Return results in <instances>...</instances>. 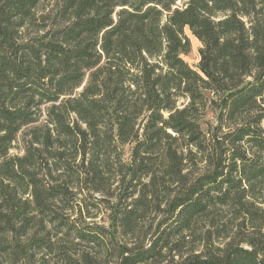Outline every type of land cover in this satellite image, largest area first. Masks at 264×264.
Here are the masks:
<instances>
[{
	"label": "trees",
	"instance_id": "16d2710c",
	"mask_svg": "<svg viewBox=\"0 0 264 264\" xmlns=\"http://www.w3.org/2000/svg\"><path fill=\"white\" fill-rule=\"evenodd\" d=\"M261 186L264 0H0V264L90 261L150 210L162 218L120 264H264L245 202ZM97 193L111 228L71 216ZM230 206L252 235L183 256Z\"/></svg>",
	"mask_w": 264,
	"mask_h": 264
},
{
	"label": "rangeland",
	"instance_id": "374dc122",
	"mask_svg": "<svg viewBox=\"0 0 264 264\" xmlns=\"http://www.w3.org/2000/svg\"><path fill=\"white\" fill-rule=\"evenodd\" d=\"M187 35L189 37V40L191 42V50L188 54L185 56V60L188 62V64L192 67H195L197 65L199 60V54L198 49L201 46V43L199 40H197L195 37H193L188 31ZM207 124L206 128L207 130H210L218 133L223 134L226 133L230 128L228 126L220 125V123L217 121L215 113L210 112L206 114L203 118ZM204 125V126H205ZM211 135V134H209ZM13 153H22L20 148V143L16 142L14 143V147L11 150ZM262 189L256 191L254 196L249 195L245 198V202H252L254 203V206L257 210V217H255V222L263 229L264 231V186ZM83 197V200L79 202L78 206H75L71 212L72 217L81 216L82 222L104 226L105 228H111L110 225V218L112 216L111 210L107 206L108 203L98 201V199L103 198L100 194H91L89 197ZM84 199H89V201H92L93 203H98L99 205L96 207L87 205L84 203ZM110 204L115 201L114 198L112 199H106ZM105 201V200H104ZM217 212V213H216ZM258 213L261 215V218L258 222ZM211 219L205 220V222L202 224V227L199 229V237L198 240H194V243L188 242L186 246L183 248L185 249L182 254L187 255L190 254V252L193 253H199L204 248V241L206 238H210L212 242L215 243H222V242H229L232 239H235V242L242 243L246 238L250 237L252 235V229L249 228L250 224L248 222L251 221V218L248 219V214L242 211L241 207H235L230 206L224 207L222 209H219L218 211H214V213L211 214ZM162 218V215L159 211H153L150 210L146 212L144 218H142L140 221H138V224L134 226L133 229L127 231V234L122 232L120 229L115 231V242L113 247L105 250V249H99L96 251H91V259L90 261H84L81 262L79 260V257L76 256L75 260L77 259L76 263L74 264H120V254L121 250L126 251L130 249H135L140 244H147L149 237L154 232V228L156 227L157 222ZM83 222V223H84ZM82 223V224H83ZM218 232L221 237H217L216 233ZM245 243H243L244 245ZM129 248V249H128ZM86 249V248H85ZM178 255L175 256V259H177ZM170 258V256L166 257V261ZM74 260V262H75ZM60 264V263H58Z\"/></svg>",
	"mask_w": 264,
	"mask_h": 264
}]
</instances>
